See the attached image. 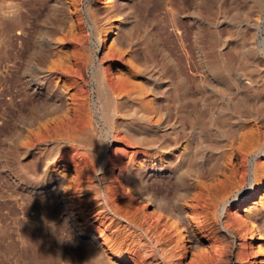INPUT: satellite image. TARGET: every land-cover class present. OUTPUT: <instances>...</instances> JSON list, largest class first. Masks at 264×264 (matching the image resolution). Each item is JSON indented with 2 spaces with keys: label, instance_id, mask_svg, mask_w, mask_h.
Masks as SVG:
<instances>
[{
  "label": "rangeland",
  "instance_id": "1",
  "mask_svg": "<svg viewBox=\"0 0 264 264\" xmlns=\"http://www.w3.org/2000/svg\"><path fill=\"white\" fill-rule=\"evenodd\" d=\"M137 54L150 55L144 74ZM221 60L233 81L225 94L210 73ZM255 68L254 79L247 71ZM99 80L119 105L125 93L144 94L128 99V112H105ZM263 81L264 0H0V264H264V154L254 155L264 128L246 122L226 143L206 128L207 146L187 127L188 142L174 140L186 113L219 120L240 88V97L264 99ZM52 87L57 112L49 110ZM136 112L158 142L172 144L152 161L184 152L190 137L199 144L179 199L198 244L161 220L170 262L130 225L162 215L126 183L148 160L126 130L144 124ZM167 180L156 183L170 192Z\"/></svg>",
  "mask_w": 264,
  "mask_h": 264
},
{
  "label": "bare ground",
  "instance_id": "2",
  "mask_svg": "<svg viewBox=\"0 0 264 264\" xmlns=\"http://www.w3.org/2000/svg\"><path fill=\"white\" fill-rule=\"evenodd\" d=\"M122 30H123V28H122ZM126 39H129V37L128 38L126 37ZM123 41H126V40L124 39ZM238 48L242 49L243 48V44H239ZM250 55L252 56L253 54L249 53V56ZM135 56H136L138 62L139 61L142 62L140 64H142V66H143V71H139V69H138V71H139L138 73L139 74H144L146 72V70H148L147 68L149 67L148 60H149L150 55L149 54L148 55L145 54V55H141L140 56V55L137 54ZM211 66H213V68L210 70L211 75L214 78H216L219 81H221L222 83H224L223 85L226 86L222 93H224V94L228 93L229 92V88L228 87L230 85L232 86V82H233L232 79L228 75V73L230 71V66L228 64H226V62H224V60H221V62L220 61L214 62V64H212ZM247 72H248L247 73L248 76L250 75V76H252V78L255 79V76L253 77V73H257V72L260 73L261 70L255 68V69H250ZM97 73H99V72H97ZM147 75H149V73L146 74V76ZM99 82H100V80L98 81V85H99ZM151 82H152L151 83L152 84L151 87H152L153 92L156 95H159V87H158V85H156L153 81H151ZM249 82H250V80H249ZM253 82H255V80ZM253 82H250L249 84H252ZM188 83L189 82H187V84ZM113 89L114 88H111L106 83H101L99 85V89H98L99 92H96V93H99V97L101 99V102L103 103V105L101 103V105H102L101 107H103L105 109V112H106V110H112L113 108L114 109L115 108H120L122 111L128 112V109H129L128 105L130 103V101H128V99L130 97H132V96L141 97V95L143 96V94H144V93H142V94L141 93H137V94L133 93L134 94L133 95V94H131V92L130 93L129 92L128 93L124 92L125 93L124 96L128 97V99H125V101H124V99H122L121 101H123V103L121 105H119V103H120L119 100L120 99H118L119 97L117 95H116L117 97H115V92H114ZM261 90H262V92H264V81H263V83L261 85ZM115 91H117V90H115ZM122 91H123V89H122ZM221 91H222V89H221ZM140 92H142V91H140ZM237 92H238L237 94L239 95L238 98H236V97L235 98H231L230 97L227 100L225 106L222 105L223 108H224L223 110H221V111H223V115L221 116V114H222V112H221V114H220L221 119H219V120H214L213 118H211L209 120V122L206 124V122L204 120L205 118H203V116L202 117L200 115H197V116L193 115L192 116V115H187L188 113H186V112H183L184 114L185 113L186 114H185L184 117H182V121H181L182 133H181V135L179 137L174 139L175 143L178 145L181 140L183 141L184 139H186L188 137V134H187L188 132H187V129H186L187 127H190L193 131L198 132L197 134H200L199 135L200 137L197 136V137H199V140H197V141L200 143V145H204V142L206 143L207 140L208 141L210 140V139H207V137H206L207 134L205 135V131H207L206 128H209L208 130H210V131H213V132L216 131L217 133H220V139H221L220 142L221 143H223V142L226 143V141H228L230 138H232L233 136H236L237 134H239L238 133V132H240L239 130L246 124V122L254 121L255 124L259 126V129L260 128H264V99L262 98V96H259L255 100H253V99L246 98V97H243V96L240 97L241 88H240V91H237ZM48 93H49V95H47V96H49V99H50V102L48 101L49 102L48 104H50V109L48 107L47 108L50 111H52V112L59 111L60 110V106L59 105H60L61 102L58 103L59 98L57 96L58 92L56 91V88L55 87L50 88L48 90ZM194 102L195 101H193V103ZM137 114L138 113L136 112L134 115L137 116L138 119L141 120L142 123H144V124L140 123L141 125H139V124H136V123H133V124L131 123L130 125L126 126V130L128 132H130V131L134 132V134L133 133L132 134L134 135V137L136 139V142L143 143L144 146L147 147V155L146 156L148 157V160L144 163V165H142V166L140 165L141 167H139L137 169L139 171V173H136V171H132L133 169L130 170L131 173L128 174L129 175V176H127L128 178L125 177L127 179L126 183H127L128 188H130V192H131V194L133 196H135V197L139 196V198H141V200L145 201L144 203L146 205L153 206L158 212H161L162 215L161 216L159 215L160 218L157 215L156 217H158L157 218L158 220L155 219L153 221H152V219L154 218V216H153V218L150 215L149 216H144L143 217L144 218L143 222H139L140 220H142V218L141 219L138 218V220H139V221L137 220L138 223L131 222L130 225L132 227H137L141 231V237L145 241V244H146L145 246L148 249V251H149V249L152 250V251H150V252H153L152 255H155L154 252L157 251L158 254L160 255V257L163 259L162 261H164V260H168V258L171 256L172 253L170 255H168L170 251L167 252V250H165L166 248L165 247L163 248V246H162V245H165V243L161 244V240H162V237H163V236H161V232H160L161 220L163 221L165 218L168 217L167 219H170L172 221H176L178 223V225L182 227V229H185V232L187 234H189L191 239H193V242L197 243L196 242L197 238L194 237L195 236V235H193L194 232L192 233L193 230L188 227L189 225H187L188 224L187 220L189 219V217L186 216V212H185L184 208L182 207V205L180 204L181 201H179V199L182 198V197H186V195H187V193L189 191V188L191 186V185H189L190 183H188V182H187L188 184H186L185 179L186 178L188 179L189 177L192 176L193 169H192L191 163L193 162V160H196L198 158V153L197 152L199 150H197V148H198L199 144L197 145L198 142L196 143V141L191 139V137H190L189 138V144L186 147V150L184 152L177 153L174 158H169V157L165 158L164 159L165 162L162 159H157V160L152 161L151 158L154 155L161 154V152L169 151L172 144L168 143V141L158 142L156 137H155V135H154V133H155L154 126H152L149 123L147 118H145L144 116H139ZM163 119H164V124L165 125L167 123H169L170 119H169L168 116H166ZM81 133L79 135H81ZM204 135H205V137H204ZM207 136H208V138H211L210 137L211 136L210 133ZM82 137H83V135H82ZM84 137H86V135ZM90 139H91V137H90ZM79 141H80V139H79ZM85 141H86V139H85ZM256 141H257V143H256ZM256 141H255L256 147L253 146L254 148H256L255 151H254V155L258 156L260 154H264V138L263 137H258ZM187 142H188V140H187ZM208 144L206 143L207 146H209ZM217 150L219 151V149H217ZM218 159L220 160L221 158H218ZM216 162H217V160H216ZM211 164H210V166L206 167L205 171L202 170V171H204L203 174L210 173L212 171L213 165H211ZM199 170H201V169H199ZM164 175L167 176L169 180L174 179V182L171 183L172 188L170 187V190H171L170 192H169V187L167 188L168 189L167 190L165 188V186H162L161 184L159 185V183L158 184L156 183L158 181V179L161 178ZM256 177H257V175H256ZM169 180H167L166 182L170 183ZM165 185H167V184H165ZM244 196H245V193L243 191L238 193V198H242V197L244 198ZM220 201L216 202L217 205L219 203H221V204L223 203V202H220ZM136 214H137V212H136ZM158 214H160V213H158ZM136 217H137V215H136ZM137 224H139V226ZM263 226H264V223H263ZM163 232L164 231H162V233ZM162 235H164V234H162ZM160 237H161V239H160ZM91 239H93V238H91ZM143 243L144 242H142V245H143ZM146 248H145V250H146ZM141 249H143V248H141ZM149 253L146 252V254H149ZM156 255H157V253H156ZM149 257H150V255H149ZM242 257H244V255L242 256L241 253H239V254H237L235 256V258H237V259H239L241 261H242ZM151 258H153V257H151ZM157 258H159V257H157ZM243 259H245V258H243ZM174 260H172V261H174ZM168 262H170V261L168 260ZM217 262H219V261H217Z\"/></svg>",
  "mask_w": 264,
  "mask_h": 264
}]
</instances>
